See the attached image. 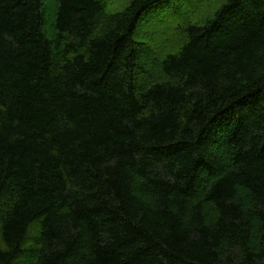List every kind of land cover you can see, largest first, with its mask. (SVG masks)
Wrapping results in <instances>:
<instances>
[{
	"label": "trees",
	"instance_id": "obj_1",
	"mask_svg": "<svg viewBox=\"0 0 264 264\" xmlns=\"http://www.w3.org/2000/svg\"><path fill=\"white\" fill-rule=\"evenodd\" d=\"M111 4L0 0V264H264V0Z\"/></svg>",
	"mask_w": 264,
	"mask_h": 264
},
{
	"label": "rangeland",
	"instance_id": "obj_2",
	"mask_svg": "<svg viewBox=\"0 0 264 264\" xmlns=\"http://www.w3.org/2000/svg\"><path fill=\"white\" fill-rule=\"evenodd\" d=\"M127 0H111V6H112V8H119V7H121L123 4H124V2H126ZM198 1H201L202 2V6L200 7V8H198V10H197V14L195 13L194 15V17H193V22L194 21H197V22H199V20L201 21V17H203V15L205 14L206 15V13L209 11V9L211 10H213L214 8V6L216 5V4H218L219 2H221V0H216V3H212V1L210 2V3H212L211 4V6H210V8H208V9H205L204 8V6L208 3V1L207 0H175V4H176V6H177V8H179V10H178V13L177 14H175V11H176V9H174V10H172V12H170V16H172L173 15V17L174 18H176L177 20H175L174 21V24H177V23H180V19L181 20H183L184 19V17H186V15H188L189 17H190V15H189V13L187 12V8L188 7H190V5H193V3H196V2H198ZM204 2V3H203ZM206 10V11H205ZM209 13V12H208ZM182 15V16H181ZM170 20L171 19H167L165 22H170ZM141 28H144V26H142ZM155 41L157 42V40L155 39ZM167 42H168V40H166ZM173 40H171V42H170V40H169V42L171 43L170 45L172 46L173 45V43L174 42H172Z\"/></svg>",
	"mask_w": 264,
	"mask_h": 264
}]
</instances>
